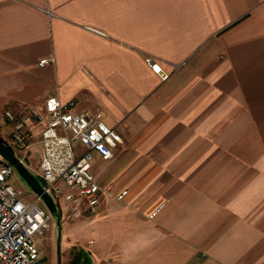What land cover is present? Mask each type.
<instances>
[{
    "label": "crops",
    "instance_id": "crops-1",
    "mask_svg": "<svg viewBox=\"0 0 264 264\" xmlns=\"http://www.w3.org/2000/svg\"><path fill=\"white\" fill-rule=\"evenodd\" d=\"M50 96L122 137L94 213L53 198L80 264H264V0H0V136Z\"/></svg>",
    "mask_w": 264,
    "mask_h": 264
},
{
    "label": "built area",
    "instance_id": "built-area-1",
    "mask_svg": "<svg viewBox=\"0 0 264 264\" xmlns=\"http://www.w3.org/2000/svg\"><path fill=\"white\" fill-rule=\"evenodd\" d=\"M48 62L52 58L41 59L39 65ZM148 64L161 80L169 77L155 60L148 59ZM44 108L43 113L33 108L25 112L5 110L3 117L12 125L11 141L25 150L30 140L36 138L41 147L38 174L44 191L58 198L63 194L59 186L62 182L70 189L65 199L75 203V207L83 202L85 212L92 214L100 204L101 194L112 193L108 185L95 180L91 163L94 156L111 158L122 137L99 113L76 111L73 101L63 103L56 96H50ZM14 172L12 164L0 162V264H42L35 237L50 229L51 213L37 204L41 201L38 196L31 202L21 197L10 182ZM126 193L123 190L115 197L121 200ZM156 211L149 216L153 217Z\"/></svg>",
    "mask_w": 264,
    "mask_h": 264
},
{
    "label": "rangeland",
    "instance_id": "rangeland-1",
    "mask_svg": "<svg viewBox=\"0 0 264 264\" xmlns=\"http://www.w3.org/2000/svg\"><path fill=\"white\" fill-rule=\"evenodd\" d=\"M7 137L8 138L6 140L3 139V137L1 138L6 142L9 139L11 141V132ZM37 148H32L30 145L27 151L21 152V149L13 146L11 147V152H13L19 160H23L24 163L28 162L29 164V160L31 159H34L36 161L38 156ZM2 161L6 160L0 156V162ZM37 180L39 181V179ZM10 182L15 187H17V189H21L19 191L22 198L36 199V194L32 191L31 187L27 184L25 179L17 170H15ZM37 204L42 208H46V206L40 200L37 201ZM55 204L58 210V218L51 214L48 220L50 229L44 235L35 237L39 249L40 261L42 264H80V261L83 259V257L81 258V256L78 255L75 249L65 250L67 248V244L65 238L62 237V232L65 228H61V226L57 225V222H59V218L61 215V208L56 202ZM66 227L68 228L69 225Z\"/></svg>",
    "mask_w": 264,
    "mask_h": 264
},
{
    "label": "water",
    "instance_id": "water-1",
    "mask_svg": "<svg viewBox=\"0 0 264 264\" xmlns=\"http://www.w3.org/2000/svg\"><path fill=\"white\" fill-rule=\"evenodd\" d=\"M0 156L3 157L8 163L12 164L20 175L25 179L27 184L31 187L32 191L38 196L49 212L58 218V210L57 206L53 200V198L47 194L41 183L37 180V178L31 173V171L27 168V166L19 160L13 152L9 151L3 145L0 144Z\"/></svg>",
    "mask_w": 264,
    "mask_h": 264
},
{
    "label": "trees",
    "instance_id": "trees-1",
    "mask_svg": "<svg viewBox=\"0 0 264 264\" xmlns=\"http://www.w3.org/2000/svg\"><path fill=\"white\" fill-rule=\"evenodd\" d=\"M0 144L7 148L9 151H12L11 147L5 143V141L0 136Z\"/></svg>",
    "mask_w": 264,
    "mask_h": 264
}]
</instances>
